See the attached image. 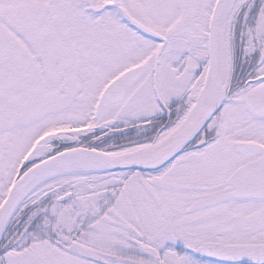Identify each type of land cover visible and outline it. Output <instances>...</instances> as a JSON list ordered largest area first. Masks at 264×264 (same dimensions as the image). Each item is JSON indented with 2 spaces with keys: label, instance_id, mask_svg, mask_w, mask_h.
<instances>
[{
  "label": "snow or ice",
  "instance_id": "6c2138e0",
  "mask_svg": "<svg viewBox=\"0 0 264 264\" xmlns=\"http://www.w3.org/2000/svg\"><path fill=\"white\" fill-rule=\"evenodd\" d=\"M0 264H264V0H0Z\"/></svg>",
  "mask_w": 264,
  "mask_h": 264
}]
</instances>
